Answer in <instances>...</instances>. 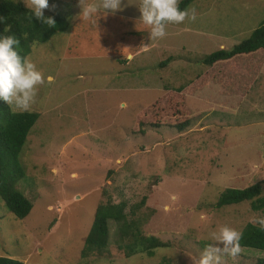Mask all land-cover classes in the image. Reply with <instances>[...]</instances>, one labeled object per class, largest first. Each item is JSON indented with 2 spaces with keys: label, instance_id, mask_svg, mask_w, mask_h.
Instances as JSON below:
<instances>
[{
  "label": "rangeland",
  "instance_id": "374dc122",
  "mask_svg": "<svg viewBox=\"0 0 264 264\" xmlns=\"http://www.w3.org/2000/svg\"><path fill=\"white\" fill-rule=\"evenodd\" d=\"M6 2L32 11L28 0H0V8ZM48 4L44 15H62L69 28L27 55L45 77L31 109L9 105L38 119L21 151L25 178L17 184L32 209L20 220L0 199V257L198 264L211 232L259 226L252 220L264 214L251 201L214 206L227 188L261 183L264 197V50L213 66L203 59L247 39L264 20V0H194L197 19L167 24L163 39L149 38L140 0H122L115 13L101 8L89 20L80 17L79 0ZM185 120L190 125L181 131ZM101 204H124L126 222L166 246L151 257L125 256L117 247L121 224L110 222L107 250L82 258ZM258 259L264 251L240 247L225 264Z\"/></svg>",
  "mask_w": 264,
  "mask_h": 264
},
{
  "label": "trees",
  "instance_id": "16d2710c",
  "mask_svg": "<svg viewBox=\"0 0 264 264\" xmlns=\"http://www.w3.org/2000/svg\"><path fill=\"white\" fill-rule=\"evenodd\" d=\"M193 1L182 0L179 2V8L184 10ZM7 3H2V8H0V36L11 34L18 37L20 39L18 51L22 57L31 52L34 43H45L55 33L67 31L69 28L67 18L60 14L44 15L46 18H54L55 26L50 27L36 19L32 11L22 7L20 3L15 4L14 8L13 6L7 7L9 5ZM5 28H10V32L6 33ZM260 49L264 50V20L251 32L247 39L235 44L228 50H216L206 55L203 64L213 66L220 61L253 53ZM167 91L172 92V89ZM37 119L38 114L12 111L10 106L0 99V199L4 202L7 210L20 220L26 218L32 209V203L17 189L18 182L25 178L20 156L27 136ZM189 125L190 120H185L180 124L179 130L182 131ZM261 192V183L243 189L227 188L219 195L214 207L219 209L243 201H251L252 210L264 214V197L260 196ZM144 201L145 199H142L141 204H144ZM123 211L124 204H101L96 208L93 222L81 251L82 258H86L92 253L100 254L107 250L110 222L121 224L119 231L121 242L117 247L123 251L125 256L146 253L151 257L155 249L166 246L155 237L143 236L135 221L126 222ZM241 233L240 247L264 251V229L260 226L247 224ZM125 237L129 239V242H124L123 238ZM0 264L23 263L11 258L0 257ZM257 264H264V259H258Z\"/></svg>",
  "mask_w": 264,
  "mask_h": 264
},
{
  "label": "clouds",
  "instance_id": "9594fccd",
  "mask_svg": "<svg viewBox=\"0 0 264 264\" xmlns=\"http://www.w3.org/2000/svg\"><path fill=\"white\" fill-rule=\"evenodd\" d=\"M121 4L122 0H100L99 4L79 0L80 17L89 20L101 8L115 13L121 10ZM26 6L36 19L50 27L55 26L54 18L44 16V10L49 7L48 0H28ZM138 7L140 20L150 29V39H163L167 35V24H180L186 19L194 22L197 19L195 7L181 10L179 0H140ZM4 31L10 32V28ZM19 46L20 39L15 35L0 36V99L20 111H29L35 103L39 86L45 83V77L30 57L20 55ZM47 82H52L51 76L47 77ZM252 222L264 229V216L254 217ZM209 238L212 243L203 249L198 264H225V257L235 258L240 252L242 233L233 227L221 226L218 231L211 232Z\"/></svg>",
  "mask_w": 264,
  "mask_h": 264
},
{
  "label": "crops",
  "instance_id": "0c3cea01",
  "mask_svg": "<svg viewBox=\"0 0 264 264\" xmlns=\"http://www.w3.org/2000/svg\"><path fill=\"white\" fill-rule=\"evenodd\" d=\"M47 77H49V75H47Z\"/></svg>",
  "mask_w": 264,
  "mask_h": 264
}]
</instances>
